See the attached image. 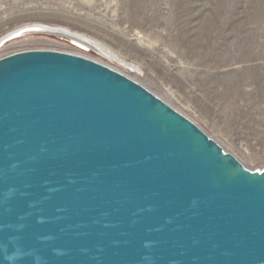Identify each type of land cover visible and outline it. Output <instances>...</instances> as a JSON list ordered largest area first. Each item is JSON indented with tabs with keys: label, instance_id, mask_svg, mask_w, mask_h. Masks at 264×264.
Wrapping results in <instances>:
<instances>
[{
	"label": "water",
	"instance_id": "obj_1",
	"mask_svg": "<svg viewBox=\"0 0 264 264\" xmlns=\"http://www.w3.org/2000/svg\"><path fill=\"white\" fill-rule=\"evenodd\" d=\"M0 264H264V168L102 63L6 55Z\"/></svg>",
	"mask_w": 264,
	"mask_h": 264
},
{
	"label": "rangeland",
	"instance_id": "obj_2",
	"mask_svg": "<svg viewBox=\"0 0 264 264\" xmlns=\"http://www.w3.org/2000/svg\"><path fill=\"white\" fill-rule=\"evenodd\" d=\"M32 23L81 34L137 69L44 33L6 42L0 58L45 49L102 63L182 113L246 168H264V0H0V37Z\"/></svg>",
	"mask_w": 264,
	"mask_h": 264
},
{
	"label": "bare ground",
	"instance_id": "obj_3",
	"mask_svg": "<svg viewBox=\"0 0 264 264\" xmlns=\"http://www.w3.org/2000/svg\"><path fill=\"white\" fill-rule=\"evenodd\" d=\"M49 28V29H47ZM51 29V30H50ZM29 31H33L30 33H44V34H52V35H59V36H65L67 39L71 41V43L77 45L78 48H83L85 50L88 49H95L98 50L99 48L102 50L101 52H104L106 54H109L110 56L115 57L118 61L122 62L125 65H128L132 69H137V65L134 63L127 62L125 58L122 56H119L115 54L113 51H109L108 48L104 47L103 45L99 44L98 42L87 38L81 34H75L70 33L65 34V30L63 28H56L52 26H46L39 23H32L29 25H25L19 28L10 31L9 33L5 34L3 37H0V48L8 41L21 37L22 35L28 33ZM64 31V32H63ZM64 33V34H63ZM99 46V47H98ZM175 96V95H174Z\"/></svg>",
	"mask_w": 264,
	"mask_h": 264
}]
</instances>
